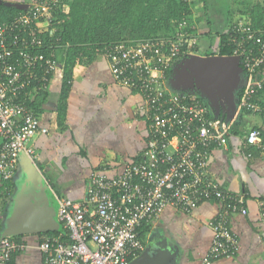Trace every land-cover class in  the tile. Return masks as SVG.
Instances as JSON below:
<instances>
[{
	"label": "built area",
	"instance_id": "obj_1",
	"mask_svg": "<svg viewBox=\"0 0 264 264\" xmlns=\"http://www.w3.org/2000/svg\"><path fill=\"white\" fill-rule=\"evenodd\" d=\"M57 5L58 0L29 3L11 20L0 21V188L13 179L21 154L32 162L33 140L49 132L29 104L48 91L60 65L53 55L36 53L42 41L32 33H42V26L54 20ZM231 32L232 56L248 74L239 109L264 114V96H259L264 92V28L238 20ZM182 42L118 44L104 55L115 82L142 96L147 147L138 162L125 164L113 177L92 174L83 201H59L56 220L69 241L40 238L42 264H133L145 250L139 237L145 222L167 208L188 213L210 200L219 201L220 211L210 223L213 237L202 264L237 250L228 219L237 212L246 214L244 198L220 188L208 173L211 150H227L230 126L213 118L195 96L166 88L167 72L179 59ZM262 132L250 129L245 135L242 148L247 157L256 151L264 158ZM26 248L21 240L0 236V264H8Z\"/></svg>",
	"mask_w": 264,
	"mask_h": 264
},
{
	"label": "crops",
	"instance_id": "obj_2",
	"mask_svg": "<svg viewBox=\"0 0 264 264\" xmlns=\"http://www.w3.org/2000/svg\"><path fill=\"white\" fill-rule=\"evenodd\" d=\"M245 16L250 20L254 16L264 24V0L198 1L192 8L191 45L170 69L166 83L168 92L201 99L213 118L230 126L227 150H211L208 173L223 190L243 196L246 214L237 212L228 219L237 250L210 264H264V158L254 154L249 158L242 148L250 129L264 131L261 115L239 109L248 74L237 67L222 94L206 97L197 90L187 70L193 56H219L210 54L218 48L220 37L228 34L238 20L250 24ZM57 60L61 63L63 55L58 54ZM55 76L38 113L49 132L33 140L32 162L20 155L11 186L0 188L1 237L7 236V223L16 209L25 211L34 205L56 218L60 200L81 202L86 198L92 174L113 177L125 164L138 162L146 150L149 129L142 96L115 82L105 56L75 67L62 129L58 127L59 104L55 101L60 95L61 68L57 81ZM247 121L249 128L245 127ZM219 211V201L210 200L188 213L167 208L157 219L145 222L140 230L144 248L153 254L161 252L164 260L142 264H202L213 237L210 223ZM39 235L22 236L19 240L27 248L8 264H42L37 249Z\"/></svg>",
	"mask_w": 264,
	"mask_h": 264
},
{
	"label": "trees",
	"instance_id": "obj_3",
	"mask_svg": "<svg viewBox=\"0 0 264 264\" xmlns=\"http://www.w3.org/2000/svg\"><path fill=\"white\" fill-rule=\"evenodd\" d=\"M41 1L43 0H25L22 4ZM198 1L200 0L190 3L185 0H58V5L54 8V20L42 26V33H32L42 41V47L36 53L45 57L53 55L56 59L58 54L63 55L62 62H59L62 77L58 100V127L64 128L65 103L76 66L92 63L118 44L134 46L149 40L168 43L182 38L180 56L174 62L176 64L191 45L192 8ZM21 11L0 4V21H9ZM246 19L253 28H264V24L255 20L254 16L251 20L247 17ZM227 33L220 37L218 48L210 55H233L235 44L231 39L234 34L231 30ZM239 66L244 70L240 63ZM169 73L170 70L167 77ZM46 96L47 92L41 93L29 104L36 113L41 111L44 101L42 97ZM259 96H264V92ZM198 100L203 103L201 99ZM260 115L264 120V114ZM262 134L264 136V132ZM253 154L259 156L256 151ZM11 181L7 183L9 186ZM45 236L59 238L61 242L69 241L68 232L64 228L40 234L38 237ZM139 237L141 239V235ZM13 238L19 241L22 236Z\"/></svg>",
	"mask_w": 264,
	"mask_h": 264
},
{
	"label": "water",
	"instance_id": "obj_4",
	"mask_svg": "<svg viewBox=\"0 0 264 264\" xmlns=\"http://www.w3.org/2000/svg\"><path fill=\"white\" fill-rule=\"evenodd\" d=\"M0 4L7 7H14L18 10L26 9V4L22 3L0 0ZM192 60L200 63L201 66H195L194 70H192L193 68L190 69L189 65ZM189 65L187 70L189 72L193 71L190 74L194 78L197 90L206 97H211V95L222 94L224 92V85L221 86L217 82L214 85H210L207 79L213 77L212 73L218 75V72L221 71L224 73L223 77L228 73L227 81L229 82L230 78L235 74V69L239 67V58L236 56H193L190 58ZM28 161L30 162L29 159ZM61 228L62 226L57 222L53 214L45 212L42 208L33 205L25 211H21L20 208L14 211L8 220L6 235L9 237L39 235L46 232L59 231ZM160 253L153 254L149 248H145L144 252L133 264H142L144 261H153L154 263L162 262L164 256L162 254V257H160Z\"/></svg>",
	"mask_w": 264,
	"mask_h": 264
},
{
	"label": "rangeland",
	"instance_id": "obj_5",
	"mask_svg": "<svg viewBox=\"0 0 264 264\" xmlns=\"http://www.w3.org/2000/svg\"><path fill=\"white\" fill-rule=\"evenodd\" d=\"M4 1H6V2H12V3H23V1H25V0H4ZM27 1V0H26ZM200 54H201V51H200ZM195 66H198V67H200L201 66V64L200 63H198V62H196V61H194V60H192V62L190 63V65H189V68L191 69V68H193L192 70H194L195 68ZM60 68H61V66H60ZM193 71H191L190 73H192ZM219 74L217 75V74H215V73H212V75H213V77H209L207 80H208V84H210V85H214L216 82L219 84V85H228V73L227 74H225V77H223L224 76V73H222L221 71L220 72H218ZM223 74V75H222ZM58 74H56V76H55V81H57L59 78H58V76H57ZM51 93H49V95H50ZM59 100V95H57V98H56V100L55 101H58ZM248 126H250V122L249 121H247L246 123H245V127L246 128H249Z\"/></svg>",
	"mask_w": 264,
	"mask_h": 264
}]
</instances>
